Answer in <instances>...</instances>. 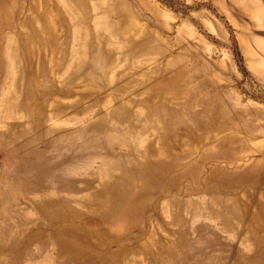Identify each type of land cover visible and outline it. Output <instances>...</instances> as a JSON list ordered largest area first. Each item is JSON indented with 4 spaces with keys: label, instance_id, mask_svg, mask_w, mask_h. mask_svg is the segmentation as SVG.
<instances>
[{
    "label": "rangeland",
    "instance_id": "rangeland-1",
    "mask_svg": "<svg viewBox=\"0 0 264 264\" xmlns=\"http://www.w3.org/2000/svg\"><path fill=\"white\" fill-rule=\"evenodd\" d=\"M0 264H264V0H0Z\"/></svg>",
    "mask_w": 264,
    "mask_h": 264
},
{
    "label": "bare ground",
    "instance_id": "bare-ground-1",
    "mask_svg": "<svg viewBox=\"0 0 264 264\" xmlns=\"http://www.w3.org/2000/svg\"><path fill=\"white\" fill-rule=\"evenodd\" d=\"M22 163H21V161H19V163H18V166H17V169L20 167V165H21ZM150 167V166H149ZM157 171V170H156ZM160 172V171H159ZM166 174V173H165ZM17 177H19L18 175H17ZM263 180V179H262ZM248 219V218H247Z\"/></svg>",
    "mask_w": 264,
    "mask_h": 264
}]
</instances>
